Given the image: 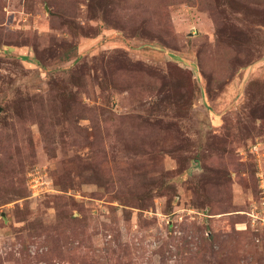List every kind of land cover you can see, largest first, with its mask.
I'll return each instance as SVG.
<instances>
[{"label": "rangeland", "instance_id": "rangeland-1", "mask_svg": "<svg viewBox=\"0 0 264 264\" xmlns=\"http://www.w3.org/2000/svg\"><path fill=\"white\" fill-rule=\"evenodd\" d=\"M0 264H264V0H0Z\"/></svg>", "mask_w": 264, "mask_h": 264}]
</instances>
